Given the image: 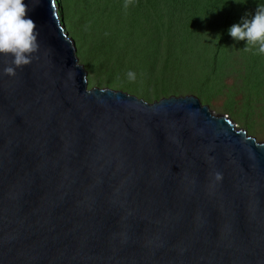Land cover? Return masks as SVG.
<instances>
[{"label": "water", "instance_id": "95a60500", "mask_svg": "<svg viewBox=\"0 0 264 264\" xmlns=\"http://www.w3.org/2000/svg\"><path fill=\"white\" fill-rule=\"evenodd\" d=\"M0 56V264H264V141L192 95L88 87L56 0Z\"/></svg>", "mask_w": 264, "mask_h": 264}, {"label": "rangeland", "instance_id": "374dc122", "mask_svg": "<svg viewBox=\"0 0 264 264\" xmlns=\"http://www.w3.org/2000/svg\"><path fill=\"white\" fill-rule=\"evenodd\" d=\"M199 1L205 4L154 2L158 11L167 12L162 18L167 27L159 35L147 30L146 8L153 10L149 0L55 3L87 72L88 87L123 90L148 102L192 94L213 113L227 114L236 126L264 141V54L245 51L244 42L227 32L264 0ZM179 14L193 19L180 20Z\"/></svg>", "mask_w": 264, "mask_h": 264}, {"label": "clouds", "instance_id": "9594fccd", "mask_svg": "<svg viewBox=\"0 0 264 264\" xmlns=\"http://www.w3.org/2000/svg\"><path fill=\"white\" fill-rule=\"evenodd\" d=\"M182 1L205 4L199 0ZM227 32L234 41L244 42L245 51L264 54V3H258L251 16L243 15L239 22L229 26ZM38 36L25 0H0V56L11 57V63L3 68L6 75L14 76L17 68L31 62L39 47ZM127 75L134 78L135 73L129 71Z\"/></svg>", "mask_w": 264, "mask_h": 264}, {"label": "trees", "instance_id": "16d2710c", "mask_svg": "<svg viewBox=\"0 0 264 264\" xmlns=\"http://www.w3.org/2000/svg\"><path fill=\"white\" fill-rule=\"evenodd\" d=\"M149 1L153 4L154 2H158V3H163L164 2V3H167V1H169V0H149ZM196 4H198V3H196ZM142 6L143 5H141V7ZM152 7H153V10L152 11L149 8H146V12H145V19L148 22V25H146V26H148L147 27V30L149 32H151V33H155V34L159 35V34L162 33V31H160V29L161 28L164 29L165 27H167V25L166 24H163V22H162V18H165V16H167V12L162 13V12L158 11L159 10L158 9V6L154 7V4H153ZM183 8L185 10L186 8H191V7L185 6ZM168 16H170L172 18V16L170 14H168ZM181 16L182 15L179 14V17L180 18H181ZM186 17H188V16H186ZM186 17H182L180 20L185 19ZM188 18H189V20H192L193 19L191 17H188ZM199 23L200 24H204L205 21L200 20ZM182 33H183V31H182ZM156 38H158V37L155 36V39Z\"/></svg>", "mask_w": 264, "mask_h": 264}]
</instances>
